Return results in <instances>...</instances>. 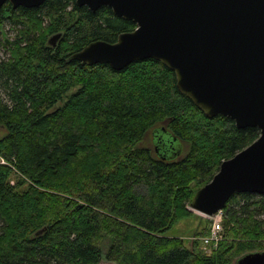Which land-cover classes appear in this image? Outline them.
<instances>
[{
    "label": "trees",
    "instance_id": "trees-1",
    "mask_svg": "<svg viewBox=\"0 0 264 264\" xmlns=\"http://www.w3.org/2000/svg\"><path fill=\"white\" fill-rule=\"evenodd\" d=\"M135 27L75 0L0 8V264H235L264 251V195L254 193L227 201L210 254L168 235L201 218L193 195L257 127L206 117L155 59L121 70L67 60Z\"/></svg>",
    "mask_w": 264,
    "mask_h": 264
},
{
    "label": "water",
    "instance_id": "water-1",
    "mask_svg": "<svg viewBox=\"0 0 264 264\" xmlns=\"http://www.w3.org/2000/svg\"><path fill=\"white\" fill-rule=\"evenodd\" d=\"M45 0H0L13 9L35 8ZM96 11L111 8L136 27L116 41L95 40L68 61L108 64L121 70L147 58L174 72L176 87L206 117L222 115L237 128L259 129L251 144L221 161L211 180L192 197L190 210L221 211L237 193L264 195V0H75ZM100 264H115L102 260ZM235 264H264V251H252Z\"/></svg>",
    "mask_w": 264,
    "mask_h": 264
},
{
    "label": "rangeland",
    "instance_id": "rangeland-1",
    "mask_svg": "<svg viewBox=\"0 0 264 264\" xmlns=\"http://www.w3.org/2000/svg\"><path fill=\"white\" fill-rule=\"evenodd\" d=\"M4 32L8 34V36L12 35V30L8 25H5ZM0 56H4V52L0 48ZM3 132L0 130V135ZM149 140V138H147ZM150 141V140H149ZM174 149L181 152L184 151V143L182 142H176L174 144ZM182 151V152H183ZM172 158V157H171ZM198 214V213H196ZM201 216V218H189L185 220H181L176 223V225L168 231V235H179L183 237V239L186 241V243H189L190 239H196L200 240L199 238H196L195 235H197L196 232L199 233L200 230L206 225L207 221L209 222V219L205 217L204 215L198 214ZM221 241V240H220ZM211 250V251H209ZM214 249H211L210 247L207 249L208 252H212Z\"/></svg>",
    "mask_w": 264,
    "mask_h": 264
},
{
    "label": "built area",
    "instance_id": "built-area-1",
    "mask_svg": "<svg viewBox=\"0 0 264 264\" xmlns=\"http://www.w3.org/2000/svg\"><path fill=\"white\" fill-rule=\"evenodd\" d=\"M0 163H5L4 159L0 158ZM209 219V229L205 236L200 237L201 249L206 253L210 254L207 249H216L218 243L222 239V210L218 211L214 215L205 216ZM211 251V250H209Z\"/></svg>",
    "mask_w": 264,
    "mask_h": 264
}]
</instances>
